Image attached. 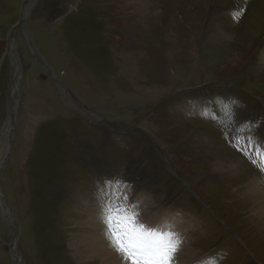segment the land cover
Here are the masks:
<instances>
[{"label":"rangeland","instance_id":"1","mask_svg":"<svg viewBox=\"0 0 264 264\" xmlns=\"http://www.w3.org/2000/svg\"><path fill=\"white\" fill-rule=\"evenodd\" d=\"M190 1L146 0V15L159 14L147 22L141 20L146 16L141 0H0V131L7 120V104L15 99L10 92L13 79L7 55L11 42L13 58L19 60L21 70L12 150L0 169V194L8 209L0 205V264H74V250L67 247L68 234L77 233L74 225L82 214L81 205L107 201L114 206L123 203L120 197L124 193L129 195V203L141 195L154 201L155 211L177 217L187 226L198 224L193 233L201 234L190 232L195 241L201 240V244L192 245L195 261L215 258V264H264V240L254 235L245 218L249 214L243 208L245 199L234 192L247 179H232L247 171L264 186V172L237 151L241 147L251 152L254 147L241 137L251 136L264 143V80L249 75L257 56L252 60L246 56L243 71L233 70L229 75L234 77L226 81L219 67L227 54L219 57L213 49H204L203 30L195 36L182 7ZM213 2L207 4L206 0L205 6L219 5L216 9L223 14L217 19L236 37L233 53L240 46L248 52L264 46V0ZM228 4L234 8L221 10ZM170 8L173 34L168 26L171 21L165 17ZM238 10L241 14L234 20L232 14ZM139 19L142 22L137 23ZM211 19L205 17L208 22ZM108 28L119 33H107ZM135 28L144 31L139 41L133 35ZM124 32L127 35L123 36ZM101 47L116 53L112 61L106 59L108 52H102ZM168 50L172 52L169 61ZM97 75L105 78L108 89L111 78L118 82L112 91L89 95L82 84H90ZM138 75L143 78L139 81L146 79L147 87L159 92L148 95L149 89L135 86L134 92L127 87ZM58 80L68 94L63 93ZM118 91L121 96H114ZM228 96L244 104L225 107L222 101ZM199 99L203 102L198 103ZM170 106L179 115V123L162 118ZM196 125L208 126L207 131L214 135L215 155L229 154L238 164L228 170L235 174L229 173L228 183L205 184L212 181L209 174H191L190 167L194 164L197 171L201 164L193 158L191 148L181 149L180 144L192 140L189 134ZM29 128L33 135L29 136ZM2 148L0 144V155ZM15 150L16 158L21 159L19 166L13 160ZM161 155L177 158L178 165L192 175L188 190L166 174ZM242 165L243 171H237ZM114 180L127 187L105 183ZM189 188L210 198L199 192L203 197L199 202ZM210 207L212 212L207 211ZM236 236L245 242L243 246Z\"/></svg>","mask_w":264,"mask_h":264},{"label":"bare ground","instance_id":"2","mask_svg":"<svg viewBox=\"0 0 264 264\" xmlns=\"http://www.w3.org/2000/svg\"><path fill=\"white\" fill-rule=\"evenodd\" d=\"M143 1L144 0H141V4H143L144 10L146 9L144 12H146L147 11V7L144 5V2L146 0L144 2ZM205 1L206 0H191L189 3L188 2L187 3L183 2L182 3V7L184 9L185 16L190 19V22H192V27L194 28V32L197 33V34H195V36L198 35L199 29H201V31L203 30L204 40L206 42V44L204 46V49L205 48L213 49L214 52H217L219 57L220 56L224 57L227 54V56L225 58H223L221 61L219 60L220 63H221V66L219 67V69L222 71V73H224V75H226V77H225L226 81H229V79L231 77H234V76L229 75V73L233 72V70L236 71V70H238V68H241L242 71H243V62L247 58L246 56H248L249 60L250 59L252 60L254 58V56H257L256 64L253 67V71L250 72L249 75L251 76V73H252L256 77H258L260 81L264 80V46L263 47H259V48H255L252 51H249L250 53L244 47L240 46L239 48H236L235 52L233 53V51H232L233 50V46L234 45H236V46L238 45V44L235 43L236 37L232 34L233 32L229 33L228 30L223 29L219 19H217L218 17H220L221 14H223V12L219 13L218 9H216V7H218L219 5L218 6H216L215 4L214 5H209L211 8L205 6ZM210 1H211V3H214L213 0H208L207 4H209ZM213 6H215V7H213ZM228 8H234V7H233V5L229 6V4H228V5H225V7H222L221 10L228 9ZM134 9H136V8H134ZM146 14H147V12L145 14H143V16H145ZM171 14H172L171 13V8H170V10H166L165 17H166V19L168 21H171V23H168V24H170L168 26H169V28H171V33H172L173 29H174L173 28L174 18H173V15H171ZM138 16H140V13L138 14ZM154 16L159 17V14H154L153 16L148 14L145 17H142L141 20L146 18L147 22H149L150 17H154ZM206 16L212 17L213 19H211L208 22L207 20H205ZM135 17L139 18L137 16H135ZM259 17L261 18V16H259ZM260 20L261 19H259V21ZM136 22L140 23L142 21H140V19H139V21L136 20ZM126 25L130 26V24L127 23V22H126ZM148 25H151V23H149ZM157 29H158V27H157ZM134 30H136V28ZM117 31L118 30H116L115 28H108V30H106L107 33H112L113 35L119 33ZM130 31L133 32V30H131V28H130ZM130 31H128V32H130ZM139 31H140V33L137 35V32H139ZM143 32L141 30H136V32L133 35H135V37L137 36L136 39L139 41L141 38H144L143 37ZM125 35H127V34L124 32L123 36H125ZM128 36H130V35H128ZM106 38H108V36H106ZM10 40L12 41V39H10ZM174 41L175 40L173 38L169 39V42L172 43V44H174ZM238 42L240 43V41H238ZM128 44H129V42H128ZM175 49H177V48H175ZM175 49H174V51H176ZM14 50H15L14 49V44L11 42V44L9 45V47L7 49V55H8V58L10 60V67H11L10 69H11V75H12V79H13V82H12V84L10 86V92L14 95L15 99H14V102H9L7 104L8 105L7 120L3 124V127H2V129L0 131V144L3 145V148H2V151H1V155H0V169H3L5 164H7L6 162L9 159L8 157L10 156L11 150H12L11 145H12V141H13L14 127H15V121H16V112H17L16 107H17L18 94H19V89H20V84H21L20 83V79L21 78H20V75H19L20 71H21L20 70V63H19V60H17V59L15 60L13 58L14 57V55H13ZM197 50H198V48H197ZM201 50H203V49H201ZM101 51L105 52V53L108 52V54L105 55L107 57L106 59H108V61H110L111 59L113 60L112 55H116V53H114V51H112V50L110 51L109 49L107 50L106 47H103V48L101 47ZM141 53L144 54V50L143 49H141ZM171 53L172 52H170L169 50L166 53V57H167L168 61L170 60ZM231 53L234 54V55H232ZM94 56L96 57V54H94ZM131 61H132V59H131ZM144 63H146V62H144ZM169 65H170V63L167 62V67H169ZM112 66H113V69H114L115 66H116V63L113 62ZM110 67H111V64H110ZM102 69H104V67ZM72 71L75 72L77 70L73 68ZM139 75L137 77L133 78V80H132L133 82L132 83H131V81H129L130 83H129V86H127V87L132 89L133 87L136 86L137 88H141V90H143V91L145 89H146L145 91H147L149 89L147 91L148 95H151V94L152 95H156L159 91H156V90L153 91L152 88H150V86L147 87L148 86L147 83H149V82H146V79L139 81L140 78L143 79L142 76H139ZM82 76H83V74L81 76H78L80 78V79L78 78L79 82H81V80H82L81 77ZM95 78L96 79H93V82H91L90 84L89 83L88 84H84V83L82 84V88H84V90L87 93H89V95L95 94V96H96V95H98L99 92L100 93L101 92H108V90L112 91L113 86L116 85V83L118 82V79L111 78L110 82H112V84L109 85L110 88L108 89V86L105 85V83H106L105 78L102 79V76H98V75ZM106 79H108V78H106ZM148 80L151 81V79H148ZM58 82L60 83L59 85H60V88L63 91V93L64 94H68L69 91L67 92V89H66L65 85L63 83H61L59 80H58ZM107 83L109 84V82H107ZM224 83H223V86L226 85ZM156 85H157V83H156ZM138 86H141V87H138ZM133 89L135 91L134 90H132V91L136 92V88H133ZM121 93H123V92H121ZM64 94H62V96ZM115 95L116 96L117 95L121 96L119 91L116 92L114 94V96ZM153 98L154 97H152V98L150 97L149 100H151ZM209 99L213 100L214 98L211 97ZM15 101H16V105L14 104ZM170 101H171V99H170ZM202 102H203V99H201V100L199 99L198 100V103H202ZM239 103L244 104L243 101L238 100V98H234V97H230V96L226 97L225 100L222 101V104L225 107H230L231 106V108H233L232 106H234L236 104H239ZM168 109L169 110L167 112H165V117H162V118L163 119L165 118V121L167 123H170V121H174L176 123H179L180 122L179 121V115L175 113V109L172 108L171 106ZM156 111H157V109H156ZM84 112L87 113L86 110ZM68 114H70V113H68ZM69 120L72 121L73 118L69 119ZM149 125H151V123ZM152 127H154V125ZM207 127L200 126V125H196L195 127H192L193 130H191L190 134H189V136L192 137V140L189 141L188 143H184V144L181 143L180 147H181V149L182 148H191L193 150V152H194V157L193 158H195V160H198L200 162L199 164H201V167L199 166V169L197 171L193 170V166H194V164H193V166L190 167L191 174L195 173V175H197V174L200 173V175H201L200 177H203L204 174L207 173V174H209L212 177L211 178L212 181H208V182L205 181V184L208 183V184H212V185H216V186L217 185L221 186L220 183L221 182L226 183L228 181L227 178L229 176V173H232V172H229L228 170L233 168V167H236L238 164L232 162V158L229 156V154H224V155L222 154L220 156H217L220 153L217 154V155L214 154L215 146H216L215 145V140L213 138L214 135L211 134V132L207 131V129H206ZM163 130H165V129H163ZM31 131H32V128L31 129L29 128V130H28L29 136H30V134H32ZM165 133H166L165 135L169 139L168 127H167V130L165 131ZM137 136H138V134H137ZM216 136H217V134H216ZM162 146H164V145L162 144ZM16 151L17 150H15V153L13 155L14 156L13 160H14V163L19 166V165H21L20 164L21 162L19 163V161H21V159L16 158V156H17V152ZM221 152H223V151H221ZM149 155L151 157L153 156V150L149 151ZM161 156H162V158L164 160V162L162 164V168L164 169L166 174H168L170 177H172V179L176 183H178L180 186H182L184 188L186 187V189L188 190L186 184H187L188 178L192 177V175L189 176V174L186 172L187 170L185 171V169L183 167L178 165L179 161H177V158L169 156V155H168L169 158H167V157H165L163 155H161ZM18 159H19V161H18ZM27 162H29V160ZM171 162L174 163V165ZM191 162L195 163L193 161H191ZM18 166H17V168H18ZM243 169L244 168H243V165H242L241 168L238 169L237 171H243ZM232 174H234V173H232ZM183 175H185V176L183 177ZM186 176H188V177H186ZM242 176L245 179H247V180L242 185H238V187L235 188L236 190L234 189V192L240 199H245L246 204L243 203V208L246 209V213H249L248 216H246L245 218L247 219L248 225H250L253 228L254 235L258 236L257 237L258 239L260 238V239L264 240V186H263L262 182L257 179L256 176H253V177L250 176L249 177L247 171L243 175H240V176H236L235 175L234 177H232V179H240V178H243ZM195 179H197V178H195ZM28 183H29V181H28ZM226 186H227L228 189H230V187H231L228 184ZM198 190H194V189L189 188V191L191 192L192 195H194L195 199H197L199 202H202L204 196L201 194L202 192L199 191L200 194L203 196L202 197L199 194ZM204 198H206V197H204ZM208 198H210V196ZM208 198H206V199H208ZM154 200H156V199H154ZM130 202L139 205V209H140L141 214H142V220H143V222L146 225H148V226L163 225L167 221V222H170L172 225H174V230L175 231L180 233V235L183 238V243H182V245L180 247V250L176 253L175 264H195V263L196 264H205V261H210L211 260V259H203V258H201L200 260L198 259L197 261H195L196 252H195V249L192 247V245L194 243L197 244L199 241H200V244H201V240L197 239L195 241V238L190 234V232H192V234L200 235L201 232H198V231L193 233L194 232V228L198 227V224H192V225H188L187 226V225H185L183 223V221L181 219H179L177 217H174V216H171V215H168V214H163V212L155 211L152 208V205H154V201H151L150 199H149V201L145 200L144 197H142L141 195H138L135 199H131ZM250 204H252V205H250ZM0 205L3 206V207L5 205V203H4V205L2 204L1 194H0ZM225 206H227V205H225ZM81 207H82L81 208L82 209L81 216L78 218V220H76V221L74 220L75 221L74 228L77 230V233H69L68 234V238H69L68 241L69 242L67 244V247L70 250H72V251L74 250V252L71 255V259H72L73 263L74 264H85V263H83L84 261L95 260L96 264H121V261H120L118 255L109 248L108 242L106 241L105 237L102 235V225H101L100 218H99V205H81ZM64 209H67V208L64 207ZM211 209H212L211 207L207 208V211L212 212ZM4 210H6L8 212V209H6L5 207H4ZM215 219L217 220V218H215ZM217 222H218V220H217ZM236 239H238V241L241 243L242 246L245 244V242H243L240 237L236 236ZM29 240H30V238H29ZM247 251H248L249 255H251L249 249ZM254 260L257 263H259L255 258H254ZM15 264H17V263H15ZM44 264H46V263H44Z\"/></svg>","mask_w":264,"mask_h":264},{"label":"snow or ice","instance_id":"3","mask_svg":"<svg viewBox=\"0 0 264 264\" xmlns=\"http://www.w3.org/2000/svg\"><path fill=\"white\" fill-rule=\"evenodd\" d=\"M240 14L239 10L233 12V19H237ZM240 139H244L246 145L254 147L251 152L241 147H237V151H241L264 172V143L255 141L251 136ZM233 146L236 147V144ZM253 155L256 159H252ZM105 183L127 187L119 180ZM120 199L123 203L114 206H110L107 201H100L99 218L102 235L109 248L118 255L121 264H175V256L183 238L174 230V225L166 221L163 225L148 226L142 220L139 205L128 202L127 193ZM205 264H215V258L205 261Z\"/></svg>","mask_w":264,"mask_h":264}]
</instances>
